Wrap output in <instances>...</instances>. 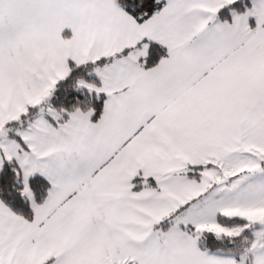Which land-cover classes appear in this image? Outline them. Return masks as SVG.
Returning a JSON list of instances; mask_svg holds the SVG:
<instances>
[{"label":"snow or ice","instance_id":"6c2138e0","mask_svg":"<svg viewBox=\"0 0 264 264\" xmlns=\"http://www.w3.org/2000/svg\"><path fill=\"white\" fill-rule=\"evenodd\" d=\"M0 264H264V0H0Z\"/></svg>","mask_w":264,"mask_h":264},{"label":"trees","instance_id":"16d2710c","mask_svg":"<svg viewBox=\"0 0 264 264\" xmlns=\"http://www.w3.org/2000/svg\"><path fill=\"white\" fill-rule=\"evenodd\" d=\"M87 72H88V69H83L82 71H80L78 74L79 75H82L84 76L85 79H88V80H96L97 84L99 83L98 79L93 75V76H88L87 75ZM64 91L61 90V95H64ZM68 94L71 95V96H80V98L83 100V101H88V97H87V94H86V91L83 95H81V93L71 89L70 87L68 88ZM91 104L92 106H94L96 108V114L95 116L93 117V120L97 119L102 111V107H103V94H101V99L99 101H97L94 97L92 98L91 100ZM8 176H10V173H6V178H8ZM36 183V182H34ZM15 201L17 203V205H20V198L18 196H16L15 198ZM25 207V210H28L26 208V206H23Z\"/></svg>","mask_w":264,"mask_h":264},{"label":"crops","instance_id":"0c3cea01","mask_svg":"<svg viewBox=\"0 0 264 264\" xmlns=\"http://www.w3.org/2000/svg\"><path fill=\"white\" fill-rule=\"evenodd\" d=\"M63 35H65V36H70V35H71L70 30L66 29V30L64 31ZM98 84H99V83H98ZM105 98H106V97H104V95H103V99H105ZM97 119H98V118H97Z\"/></svg>","mask_w":264,"mask_h":264}]
</instances>
